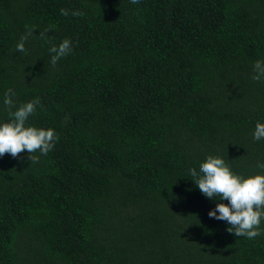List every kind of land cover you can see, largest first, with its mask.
Wrapping results in <instances>:
<instances>
[{
    "label": "trees",
    "instance_id": "obj_1",
    "mask_svg": "<svg viewBox=\"0 0 264 264\" xmlns=\"http://www.w3.org/2000/svg\"><path fill=\"white\" fill-rule=\"evenodd\" d=\"M257 60L264 0H0V124L12 89L16 107L39 98L26 126L58 136L38 163L0 157V264H264V220L228 233L208 216L228 201L189 173L214 156L264 175Z\"/></svg>",
    "mask_w": 264,
    "mask_h": 264
},
{
    "label": "clouds",
    "instance_id": "obj_2",
    "mask_svg": "<svg viewBox=\"0 0 264 264\" xmlns=\"http://www.w3.org/2000/svg\"><path fill=\"white\" fill-rule=\"evenodd\" d=\"M132 4H138L140 0H130ZM60 14L68 16L67 9L61 8ZM72 16H82V12L74 11ZM26 27V33L20 37L16 44V50L27 53L25 42L33 35L34 26ZM50 29L40 32L39 36L47 43L46 33ZM51 53L50 63L53 67L57 62L71 53V41L64 39L58 46L49 47ZM253 80L264 79V61L257 60L253 65ZM15 95L12 89L4 94L3 103L9 110L11 117L9 122L0 124V157L9 154L18 158L25 150L28 153L27 159L32 163L39 162V156L33 155L39 152L47 155L55 146L58 136L56 132L49 129L26 126L28 118L36 113L37 105H40L39 98L21 104L16 107L12 97ZM16 107L15 111L11 109ZM264 138V124L257 123L253 132V139ZM264 168V164L257 165ZM190 175L195 179V185L199 191L209 199L227 200V204L217 203L215 208L208 212L210 218L226 221L229 227L228 233L236 237L244 236L254 239L261 235L260 224L264 220V175H254L247 178L234 174L230 167L220 157L208 156L199 165V173L196 169H189Z\"/></svg>",
    "mask_w": 264,
    "mask_h": 264
}]
</instances>
